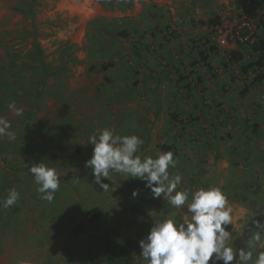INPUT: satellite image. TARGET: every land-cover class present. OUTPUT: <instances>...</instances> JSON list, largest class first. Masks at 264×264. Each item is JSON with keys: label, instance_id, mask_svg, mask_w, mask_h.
Masks as SVG:
<instances>
[{"label": "rangeland", "instance_id": "obj_1", "mask_svg": "<svg viewBox=\"0 0 264 264\" xmlns=\"http://www.w3.org/2000/svg\"><path fill=\"white\" fill-rule=\"evenodd\" d=\"M261 20L264 0H0V116L16 137H0V200L20 193L0 207V264H147L138 242L153 221L190 220L139 179L95 183L88 138L105 127L140 137L141 158L172 151L178 190L219 187L227 246L264 250V66L241 69L259 58ZM40 162L59 174L51 203L29 172Z\"/></svg>", "mask_w": 264, "mask_h": 264}, {"label": "clouds", "instance_id": "obj_2", "mask_svg": "<svg viewBox=\"0 0 264 264\" xmlns=\"http://www.w3.org/2000/svg\"><path fill=\"white\" fill-rule=\"evenodd\" d=\"M7 107L15 116L23 115V108L17 107L15 102ZM10 128V121L0 116V137L15 140ZM88 144L93 146L92 155L85 160L84 166L91 169L95 183L103 191L110 187L104 180H111L110 172H115L144 182L153 199L164 198L173 208L180 209L187 203L190 220L179 224L173 218L154 220L148 233L139 240L141 256L147 264H264V250L254 258L252 251L240 249L234 252L227 246L231 233L226 229L231 224L232 210L219 187H200L191 193L178 190L182 177L169 172V168H175L177 164L172 151L141 158L137 155L143 144L140 137L114 134L107 127L90 135ZM29 172L38 185L36 190L40 199L51 203L60 187L57 169L40 162L33 163ZM138 195L139 190L134 189L133 198ZM19 196L15 188L9 189L7 196L0 200V207H12ZM19 264L27 262L20 261Z\"/></svg>", "mask_w": 264, "mask_h": 264}, {"label": "trees", "instance_id": "obj_3", "mask_svg": "<svg viewBox=\"0 0 264 264\" xmlns=\"http://www.w3.org/2000/svg\"><path fill=\"white\" fill-rule=\"evenodd\" d=\"M261 22H262L261 24L262 29L264 30V21L261 20ZM205 23L207 25H218L220 24V19L219 17H216L214 19H209ZM249 46L253 51L257 52L259 58L254 61L253 60L249 61L247 65H242L241 69L244 74H247L249 69L252 67H263L264 66V37L259 38L255 43H252ZM239 48H242V46L239 45ZM242 50L235 49L231 51L230 60L233 62H239L244 57V53ZM203 57L206 58L204 55ZM263 79H264V73H260V75L256 76L254 80L255 82H261ZM132 210H138V209L137 207H133ZM103 216H104V213L101 210L88 211L87 213V219L91 222L98 221Z\"/></svg>", "mask_w": 264, "mask_h": 264}, {"label": "crops", "instance_id": "obj_4", "mask_svg": "<svg viewBox=\"0 0 264 264\" xmlns=\"http://www.w3.org/2000/svg\"><path fill=\"white\" fill-rule=\"evenodd\" d=\"M192 73V72H191ZM193 74V73H192ZM184 93H181L180 94V96L182 97V96H184V94L185 95H188V91H183ZM179 93H177V92H174L172 95H178ZM183 99H182V105L184 106V108L183 107H181L182 108V110H184V113H186V112H190V111H192V109H190V108H188V106H189V104H190V102H189V99H187V98H185L187 101H183L184 100V97H182ZM211 107H213V105H210ZM186 110V111H185ZM206 126V125H205ZM210 138V137H209Z\"/></svg>", "mask_w": 264, "mask_h": 264}, {"label": "built area", "instance_id": "obj_5", "mask_svg": "<svg viewBox=\"0 0 264 264\" xmlns=\"http://www.w3.org/2000/svg\"><path fill=\"white\" fill-rule=\"evenodd\" d=\"M218 30H219L220 32H222V29L218 28ZM219 40H220V42H221L223 45H228V44H227V41H226V38L222 37V38H220Z\"/></svg>", "mask_w": 264, "mask_h": 264}]
</instances>
